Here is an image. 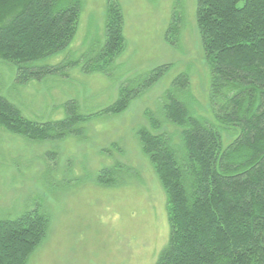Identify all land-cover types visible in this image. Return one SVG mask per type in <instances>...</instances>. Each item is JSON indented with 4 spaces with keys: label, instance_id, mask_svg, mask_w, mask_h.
<instances>
[{
    "label": "trees",
    "instance_id": "16d2710c",
    "mask_svg": "<svg viewBox=\"0 0 264 264\" xmlns=\"http://www.w3.org/2000/svg\"><path fill=\"white\" fill-rule=\"evenodd\" d=\"M175 3L178 11L166 36L172 46L178 45L184 20ZM83 5V0H0V59L18 65L17 79L27 83L59 72L60 66L34 63L71 45ZM196 21L211 73L215 121L193 109L190 75L183 72L162 98L160 114L147 111L152 130L137 131L167 196L170 237L154 264H264V0H196ZM125 47L122 8L109 0L106 40L85 72L109 73ZM169 67L157 66L137 86L123 84L118 99L96 113L82 114L70 101L68 115L57 121L29 120L0 94V126L29 140L83 136L82 124L124 112ZM166 123L177 128L179 143ZM124 168L133 171L118 163L102 170L97 182L119 186ZM48 226L39 210L0 219V264H26Z\"/></svg>",
    "mask_w": 264,
    "mask_h": 264
},
{
    "label": "rangeland",
    "instance_id": "374dc122",
    "mask_svg": "<svg viewBox=\"0 0 264 264\" xmlns=\"http://www.w3.org/2000/svg\"><path fill=\"white\" fill-rule=\"evenodd\" d=\"M83 1L71 45L34 63L60 66L59 72L23 83L17 79L18 65L0 59V94L24 117L37 122L64 119L70 101L82 114L96 113L118 99L123 84L137 86L157 66L170 67L124 112L82 124L83 136L29 140L0 126V219L32 210L49 218L47 234L26 264H154L170 237L167 196L137 131L152 130L147 111L160 114L162 98L183 72L190 75L187 92L196 103L193 109L215 121L196 0H117L126 47L107 74L84 68L105 43L109 0ZM175 2L184 20L178 45L172 46L166 36L178 11ZM164 126L179 143L177 128ZM118 163L133 171H119V186L99 184L102 170Z\"/></svg>",
    "mask_w": 264,
    "mask_h": 264
}]
</instances>
